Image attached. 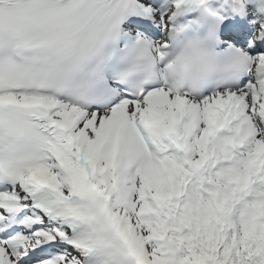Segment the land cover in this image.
Masks as SVG:
<instances>
[{"label": "snow or ice", "instance_id": "obj_1", "mask_svg": "<svg viewBox=\"0 0 264 264\" xmlns=\"http://www.w3.org/2000/svg\"><path fill=\"white\" fill-rule=\"evenodd\" d=\"M0 264H264V0H0Z\"/></svg>", "mask_w": 264, "mask_h": 264}]
</instances>
